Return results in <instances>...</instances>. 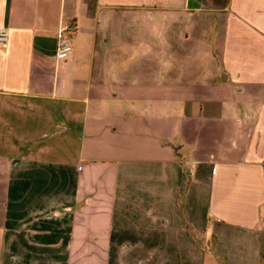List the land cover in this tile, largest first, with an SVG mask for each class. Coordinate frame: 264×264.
Listing matches in <instances>:
<instances>
[{"label": "crops", "instance_id": "0c3cea01", "mask_svg": "<svg viewBox=\"0 0 264 264\" xmlns=\"http://www.w3.org/2000/svg\"><path fill=\"white\" fill-rule=\"evenodd\" d=\"M0 26V264H264V0H0Z\"/></svg>", "mask_w": 264, "mask_h": 264}, {"label": "built area", "instance_id": "2783aa9c", "mask_svg": "<svg viewBox=\"0 0 264 264\" xmlns=\"http://www.w3.org/2000/svg\"><path fill=\"white\" fill-rule=\"evenodd\" d=\"M68 29L61 28L57 33L58 42L55 47V58L64 59L67 57L71 50V46L68 40L62 39V34ZM7 39V29L3 26H0V44H4Z\"/></svg>", "mask_w": 264, "mask_h": 264}, {"label": "rangeland", "instance_id": "374dc122", "mask_svg": "<svg viewBox=\"0 0 264 264\" xmlns=\"http://www.w3.org/2000/svg\"><path fill=\"white\" fill-rule=\"evenodd\" d=\"M140 108H141V110H143L145 108V102L144 101L140 102Z\"/></svg>", "mask_w": 264, "mask_h": 264}]
</instances>
